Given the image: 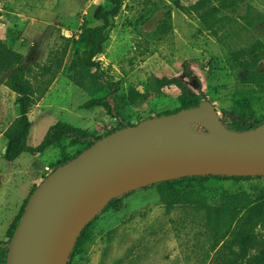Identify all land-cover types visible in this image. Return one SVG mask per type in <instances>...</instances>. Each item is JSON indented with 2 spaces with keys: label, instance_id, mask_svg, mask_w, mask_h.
Listing matches in <instances>:
<instances>
[{
  "label": "rangeland",
  "instance_id": "374dc122",
  "mask_svg": "<svg viewBox=\"0 0 264 264\" xmlns=\"http://www.w3.org/2000/svg\"><path fill=\"white\" fill-rule=\"evenodd\" d=\"M174 1L122 0L103 52L95 58L107 79L120 82L113 99L117 114L135 124L174 112L179 107L176 88H165L160 97L148 92L153 76H177L197 95L204 93L215 106L217 119L226 125L232 123L234 112L263 118L264 94L261 88L240 82L245 71L239 69L235 53L257 41L264 44V0H240L220 37L206 30L195 14L177 9ZM196 1L180 0V4L188 9ZM100 4L108 7L110 0H0V41L22 54L25 64L39 66L38 71L53 52L65 51L46 93L28 114L31 149L58 121L97 135L118 126L102 108L81 109L92 97L68 78L76 51L84 48L79 39L81 25L99 24L93 12ZM185 61L193 69L191 81L182 75ZM48 78L50 74L43 77ZM5 80L6 76L0 79L1 241L7 239V228L41 177L73 154V149L62 153L51 147L34 155L22 154L11 163L3 159L7 141L18 134L19 115L15 94ZM107 93L104 90L95 97ZM140 95L148 96L140 102ZM187 133L192 138L206 129L195 122L188 124ZM174 189L168 199L155 186L119 196L91 220L88 238L71 264H207L215 223L222 226L218 237L232 231V217L264 196V177L180 181Z\"/></svg>",
  "mask_w": 264,
  "mask_h": 264
},
{
  "label": "water",
  "instance_id": "95a60500",
  "mask_svg": "<svg viewBox=\"0 0 264 264\" xmlns=\"http://www.w3.org/2000/svg\"><path fill=\"white\" fill-rule=\"evenodd\" d=\"M195 122L206 133L189 138L188 124ZM204 175L264 176V123L243 132L226 130L213 105L203 101L101 138L36 187L10 240L6 264H67L82 229L109 201Z\"/></svg>",
  "mask_w": 264,
  "mask_h": 264
},
{
  "label": "trees",
  "instance_id": "16d2710c",
  "mask_svg": "<svg viewBox=\"0 0 264 264\" xmlns=\"http://www.w3.org/2000/svg\"><path fill=\"white\" fill-rule=\"evenodd\" d=\"M122 0H110L108 7L100 4L93 12V19L99 24L96 26H88L82 23L81 32L79 34L80 43L84 45L82 50L76 51V58L70 64L69 70L73 73L68 76L69 80L76 86L83 89L92 98L81 105V109L90 110L93 108H102L113 119L116 120L118 126L104 134L97 135L87 130H82L69 125L66 122L58 121L51 125L40 145L31 149L27 146V138L32 129V122L28 114L31 108L44 96L53 77L58 72L63 62L62 53L53 52L50 55L49 63L42 65L38 71L30 65L25 64V58L22 54L12 50L0 41V79L6 76V87L15 94V104L18 108V117L15 120V126L18 134L7 141L3 159L11 163L19 158L22 154L34 155L44 151L47 148H57L60 152L65 153L68 149H73V154L67 157L62 163L57 164L51 172L57 167L71 161L82 151L89 148L95 142L103 137L113 135L125 128H132L140 122L154 118L170 115L182 110L196 108L203 101H208L204 93L197 95L180 77H155L151 78L152 87L148 94L155 97L163 95L165 88L174 87L179 94L177 100L179 107L174 112H164L158 115L149 116L138 120L135 124L123 121L117 114V106L113 101L115 94L120 88L119 81H110L100 70L99 62L95 60L96 56L102 54L104 45L109 39L108 32L113 26V19L118 15L121 9ZM215 2V4H214ZM240 5V0H197L188 9L182 7L180 0L174 1V6L182 10L186 14H195L200 20L202 26L210 31L215 37H220V32L226 28V25L232 21V16ZM239 69L244 70L245 74L240 78V82L248 86H257L261 88L264 94V44L260 41L253 43L249 49L240 53H235ZM38 72V73H36ZM193 69L189 62L182 64V75L187 81L193 80ZM50 78L43 79L44 76ZM42 85V86H40ZM107 90L105 97H95L97 94ZM148 95H140L139 101L144 102ZM211 103V102H210ZM213 105V104H212ZM214 111L216 115L215 106ZM237 116V118L235 117ZM232 123L222 126L230 131L243 132L254 129L264 123V117L258 118L254 114L233 113ZM47 173L41 177V182L49 175ZM231 178V179H248L252 177H235V176H217L204 175L185 177L177 180L160 182L153 184L158 194L164 199H168L175 193V184L180 181L207 180L209 178ZM264 176H255L260 178ZM33 188L28 198L24 201L20 212L13 219L6 231V240H0V264H6L8 248L13 233L18 222L23 215L24 207L34 192ZM144 190L146 187L138 189ZM137 191V190H135ZM132 191L130 193H133ZM128 193V194H130ZM119 198H115L107 203V208L112 203L117 202ZM173 206L169 202V206ZM234 228L232 231L225 230L219 236V230L222 226L215 223L212 230L213 244L211 247L212 256L207 264H264V196L248 208H245L232 217ZM88 222L78 236L74 248L70 254L67 264H71L75 252L85 243L88 238L87 228L90 226Z\"/></svg>",
  "mask_w": 264,
  "mask_h": 264
}]
</instances>
